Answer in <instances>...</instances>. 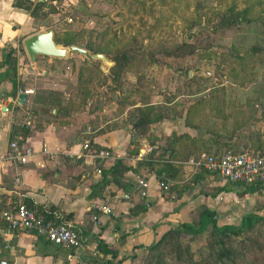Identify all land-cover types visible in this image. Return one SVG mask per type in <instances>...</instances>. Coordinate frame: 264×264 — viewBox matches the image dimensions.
I'll list each match as a JSON object with an SVG mask.
<instances>
[{
    "label": "rangeland",
    "instance_id": "rangeland-1",
    "mask_svg": "<svg viewBox=\"0 0 264 264\" xmlns=\"http://www.w3.org/2000/svg\"><path fill=\"white\" fill-rule=\"evenodd\" d=\"M52 5L58 12L48 16L46 21L49 22V18L54 22L63 20L73 29H82L84 33L79 41L83 44L91 43L94 48L107 53L128 49L129 53L136 55L133 65L122 72L119 89L108 76L114 62L104 53L99 54L104 55L107 61L94 58L99 60L97 66L84 63L86 57L75 51H69L73 56L58 61L52 59L47 62L51 57L46 56L41 59L38 71L31 68L36 62H31L26 55L29 62L25 72L30 79L28 87H32L34 93L40 88L60 90L64 103L72 105L74 114L69 120L67 133L83 127L91 137L115 131L121 139L130 138L135 133L131 130V121L136 107L143 103L162 105L169 100L170 110L181 115L151 124L130 149H139L138 153L146 156L153 145H158L152 154L156 157L171 133L173 136L188 134L191 137L200 133L206 137L204 130L219 129L221 125L238 132V143L253 147L261 143L264 135V0H54ZM229 9L246 13L248 20L234 29L213 28L218 14ZM40 21L47 24L42 17ZM52 27L55 31H63L60 25ZM189 40L197 50L180 60L183 70L187 69L186 76L184 72L173 69L174 59L165 62L167 58L159 49ZM139 50L141 54L137 55ZM79 69L82 76L78 81ZM102 75L108 77L103 80ZM87 82L90 97L85 96L84 100L78 84L84 86ZM187 120L198 125L199 130L186 126ZM193 150L192 155L197 152ZM86 152L92 160L101 159L93 147ZM187 153L188 150L183 151L181 157ZM185 165L188 164L183 162V171ZM188 166V176L181 178L182 182L173 190L186 185L190 187L194 183L197 170ZM204 172L199 171L198 177ZM235 186L225 180L222 186L207 187L211 189L207 194L215 197L220 189L227 191ZM204 188L200 187V192L206 193ZM244 188L240 186V189ZM262 188L257 190L261 197ZM173 190L166 189L168 196ZM224 200L227 205L224 211L208 207L215 211L219 225H238L242 216L252 212L264 214L260 210L264 206L263 198L252 208L240 209L239 212L234 211V200ZM209 229L210 225L199 235H182L181 241L189 246L196 261L207 258L209 262L206 264H216V250L207 245ZM250 233L264 237V224L256 226ZM240 239H233V249H238ZM146 253L145 248L135 264H154L149 258L144 259ZM159 253L161 257L156 264H183L177 261L168 247H162ZM185 259L186 255L183 261ZM253 260H239L238 264L261 261Z\"/></svg>",
    "mask_w": 264,
    "mask_h": 264
},
{
    "label": "trees",
    "instance_id": "trees-1",
    "mask_svg": "<svg viewBox=\"0 0 264 264\" xmlns=\"http://www.w3.org/2000/svg\"><path fill=\"white\" fill-rule=\"evenodd\" d=\"M52 1L54 0H16L14 5L27 10L33 18V22L36 26H44L45 28H49L52 25L57 24L63 27L62 32L54 31L53 33V39L56 45L63 47L75 45L86 49L88 52H90V54L104 53L107 58L114 62L113 66L111 67V74L109 73L108 76L110 77L112 83L117 84L115 85V88L119 89L121 74L126 68L133 65V59L136 55L129 53L128 49H116L114 53H107L102 49L94 48L91 43L83 44L80 42L79 38H81L84 33L82 29H73L69 23L63 20L54 22L51 21V18H49V22H47L46 20L48 19V16L58 12L55 5H52ZM45 9L46 11H44ZM41 17L42 20L47 22L46 25L40 21ZM247 20L246 13H240L229 9L218 14V21L213 23L212 27L219 30L234 29L242 22ZM159 50V52L165 58H167L165 59V62L174 59L173 64L175 63V67H173V69L182 71L187 76V69L186 71L183 70V65L180 64V60L181 58H187L197 50L196 46L190 40L177 43L173 47H163ZM139 54H141V50H139L137 55ZM0 55L2 57V60L0 61V68H3V70L0 71V81H8L11 84L10 94L15 96L18 91L21 92L24 89L29 88L28 83L30 79L28 76L24 73L18 75V58L21 55H25L23 46L20 45L19 50L11 46L4 47L0 49ZM42 58H46V56H37V60ZM53 59L58 61L65 58L53 57ZM153 59L154 57H152L151 61ZM83 62H90L92 66H97L99 64L98 59L90 60L84 58ZM28 63V59L25 57L22 66L24 64L28 65ZM86 68L89 69L88 67ZM81 76L82 72L79 69L78 81L80 80ZM108 76L102 75V79L105 80ZM78 85L80 87V94L82 95V98L85 100V96L90 97L87 90L88 82L87 84L85 83L84 86L80 83ZM167 103H169V100L166 102L164 101L162 105L143 103L141 107H136L135 115L131 121V130L135 133L129 138V142L126 147L125 158L135 157L138 154L139 149L133 150L130 148L133 144H136L138 136H142L148 130L151 124L159 122L163 119H173L176 116L181 115L179 113L175 114L173 111H171ZM17 109L19 110V114L17 118L13 120L10 128L9 144L13 141H16L19 146H22L24 141L33 132L42 130L47 124H55L57 129L65 124H70L71 121L69 122V120L72 119L74 114L72 113V105L68 104V102L64 103L63 93L60 90L43 88L36 90L32 96L30 109L23 111L24 106H17ZM27 113H30V123L24 122V118ZM185 124L192 129L199 130L200 128L198 125H193L190 120H187ZM220 127L221 128L215 130H204L207 134L206 137L204 134L202 135L200 133H197L195 137H191L188 134L173 136L171 133L167 136L168 138L166 139L165 145L162 147L160 154L156 157H152V154H154L157 150L155 148H159L158 145H153L151 147L152 149L146 154V156L137 161V167L135 170H139L140 168H143L148 172L153 170L156 176L159 177L158 181L160 190L162 192H166V189L173 190L175 187L179 186L176 183H171L169 180L175 181L182 178L180 176L183 171L182 163L187 162L191 158H198L201 152H206L213 155H219L224 151H231L234 153L255 152L257 150H261L264 146V135L262 136L261 143L253 147L251 144L250 146L249 144L238 143L237 140L239 134L234 128L229 129L228 126L225 127V125H221ZM95 137L96 136H89L83 127L78 129L75 128L73 132L69 133L65 137L67 142L80 140L82 143V151L84 152L87 149L93 147L96 152L100 150H106L110 154L108 158L93 160L88 166L90 171L93 167V172H96L100 175V178L91 185L90 196L99 198H105L106 196L112 197L116 194V191H111L109 188L110 186H114L115 190H123L125 193H127L129 198L133 193H136L139 197H141L139 195V188L137 187L136 182L132 183L130 180L125 178L126 172L129 171L131 167L125 164L124 158L119 157L114 158L111 164L105 165V160L112 156V148L98 144L95 141ZM193 149H195L197 152L195 151L196 153L192 155L191 152L194 151ZM185 150H188V153L181 157L183 151ZM163 154L165 155L164 157L162 156ZM98 170L100 171L99 173L97 172ZM199 171L216 173L210 169L199 168L195 173L194 182H196L199 178ZM93 172L91 171V173ZM237 183L245 187V192L246 190L255 192L264 185V182H256L252 184H244L240 182ZM188 187L186 185L185 187L180 188L181 190L177 188L179 191H175L179 196V194L185 191V188L187 189ZM204 190L206 191L205 194L211 191V189L207 187H205ZM221 190L223 189H220V191ZM18 203L24 204L27 208L32 210L37 217L44 221L49 219H53L56 223H59L60 221H71L75 229L78 231L74 222L72 221L71 213H64L51 205H36L29 199H22ZM15 205L11 207H0V209L10 210L13 209ZM92 209H94L95 213L102 212L93 207ZM144 210H146V206L140 204L133 208L129 212V215H136ZM94 216L96 217V215H93V217ZM189 216L190 221H180L176 225H171L164 233H162V235H160L156 241L148 245L146 247L147 253L145 254L144 259L147 257L149 258L150 262L152 261L154 264H156L161 257L159 253L160 249L162 247H168L177 261L183 262V264H206V262H209L207 258H203L200 261H196L193 258L189 246L182 243L181 236L199 235L210 225V238L207 245L208 247H211V249L216 250V264H226L224 262V258L231 261L233 264H238L239 260H253V257L254 260H261H253L257 264H264V237H256L251 235V233L249 235V231L251 232V230H253L256 226H261L264 224V214L252 212L242 216L238 225H219L216 220L215 211L211 210L206 205H199L189 212ZM78 233L83 237L79 231ZM38 237L40 247H37V253L42 254L52 252L55 258L60 257L64 262H67L66 257L68 253L71 252V249L64 248L59 244H55L42 236ZM237 238L241 239L238 249L235 250L231 246V243L234 242L233 239ZM184 255H186L185 261H183ZM80 256L87 264H125L123 261L125 257L118 258V251L110 249L100 239H98L96 243L95 255H83V252L81 251ZM134 257L135 256H132V259ZM0 260H13L10 255V250L5 247V243L1 235Z\"/></svg>",
    "mask_w": 264,
    "mask_h": 264
},
{
    "label": "crops",
    "instance_id": "crops-1",
    "mask_svg": "<svg viewBox=\"0 0 264 264\" xmlns=\"http://www.w3.org/2000/svg\"><path fill=\"white\" fill-rule=\"evenodd\" d=\"M15 1L0 0V49L11 46L19 50L26 37L45 29L44 26H36L30 13L16 7ZM52 29L55 31V28ZM68 56H73V53L67 51L64 57ZM25 57L26 54L18 58V75L25 74L28 70L26 64L22 66ZM52 59L53 57L47 62ZM41 61L38 59L31 68L38 71ZM2 70L3 68H0V71ZM47 71L49 70L46 69ZM10 92L11 84L8 81H0V207H11L22 199H29L36 205H51L64 213H71L76 228L86 239L83 255H95L96 243L100 239L110 249L118 251V258L125 257V264H135L143 250L171 225L189 221V212L196 206L203 203L207 207L224 211L227 207L224 199L231 198L235 204L234 211L239 212L240 209L252 208L261 198L264 199V185L261 189L262 197L259 191L245 192V188L240 189L241 185L238 183H234L236 186L230 190L217 192L215 197L200 192V187L224 185L225 179L213 172L202 173L198 180L179 196L175 190L168 196L167 192L160 190L159 177L153 170H135L137 161L144 157V153H138L135 158H125L129 138L121 139L115 131L95 138L98 144L112 148V156L105 160L104 164H111L114 158H124L125 164L131 167L125 178L132 183L135 182L137 174L147 178V195L141 198L133 193L130 198L125 199L123 190H115L114 186H110L111 191H116L114 196H90L91 185L100 175L91 173L88 169V164L93 160L88 152L82 151L80 140L66 141L65 137L70 133L66 130L70 124L60 126L59 129L55 124H47L42 130L33 132L23 143L24 148L33 150L26 156V162L7 156L10 128L19 114L17 106H21L17 103L20 92L15 96ZM31 103L32 97L28 96L23 111L30 109ZM43 146L51 153H43ZM189 170V166L185 165V174L183 171L180 176H188ZM169 181L176 184L182 182L181 179ZM140 204L146 206V210L129 215V212ZM94 205H107L111 212L95 213L92 209ZM260 210L264 213V206ZM93 215H96V220ZM10 241L14 249H7L10 250L14 264H67L60 257L55 258L52 252L37 253V247L40 246L36 233L17 231L10 237ZM132 256L135 257L132 259Z\"/></svg>",
    "mask_w": 264,
    "mask_h": 264
},
{
    "label": "built area",
    "instance_id": "built-area-1",
    "mask_svg": "<svg viewBox=\"0 0 264 264\" xmlns=\"http://www.w3.org/2000/svg\"><path fill=\"white\" fill-rule=\"evenodd\" d=\"M21 92L28 97L34 94V89L29 87ZM30 120V113H27L24 122L30 123ZM41 151L51 153L45 146L42 147ZM31 152H33L31 148H24L23 145L19 146L16 141H13L9 144L7 156L18 159L20 162H26V156ZM96 156L105 159L110 154L106 150H100L96 152ZM186 163L194 170L199 168L213 170L231 183L264 182V146L255 152L234 153L224 151L219 155L201 152L198 158H191ZM134 180L139 188V195L141 197L146 196L149 187L148 180L140 174H137ZM123 198L128 199L129 195L124 193ZM94 208L103 213L111 212L107 205H94ZM93 218L94 220L97 219L95 216ZM15 231L33 232L37 236H42L55 244L71 249L66 257L68 264H87L80 256V252L85 247L86 239L78 233L71 221H60L59 223L53 219L44 221L24 204L17 203L13 209H0V235L8 237H3V241L5 247L11 250L14 249V245L10 244V237Z\"/></svg>",
    "mask_w": 264,
    "mask_h": 264
},
{
    "label": "water",
    "instance_id": "water-1",
    "mask_svg": "<svg viewBox=\"0 0 264 264\" xmlns=\"http://www.w3.org/2000/svg\"><path fill=\"white\" fill-rule=\"evenodd\" d=\"M53 29L45 28L42 31L34 33L23 40V47L26 52L27 57L33 63L37 61V56H49L62 58L65 56L67 51H75L83 54L88 59L101 58L104 61L107 59L102 54H90L86 49L78 47L75 45H70L67 47L58 46L55 44L53 39ZM27 100V95L20 92L17 96V103L21 106L25 104ZM224 262L228 264H233L231 261L224 258ZM0 264H14L13 261L0 260Z\"/></svg>",
    "mask_w": 264,
    "mask_h": 264
}]
</instances>
